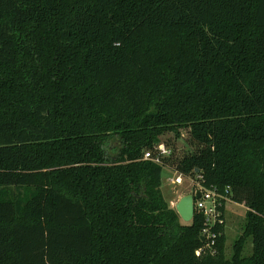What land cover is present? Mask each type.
Segmentation results:
<instances>
[{
	"label": "trees",
	"instance_id": "obj_1",
	"mask_svg": "<svg viewBox=\"0 0 264 264\" xmlns=\"http://www.w3.org/2000/svg\"><path fill=\"white\" fill-rule=\"evenodd\" d=\"M165 167L247 206L230 257ZM0 264H264V0H0Z\"/></svg>",
	"mask_w": 264,
	"mask_h": 264
},
{
	"label": "rangeland",
	"instance_id": "obj_2",
	"mask_svg": "<svg viewBox=\"0 0 264 264\" xmlns=\"http://www.w3.org/2000/svg\"><path fill=\"white\" fill-rule=\"evenodd\" d=\"M188 131L186 129L181 130L180 138H177L174 132H166L162 137V141L167 145L175 148L179 155H183L193 149L188 146ZM176 172L170 168L165 167L163 169V189L165 197L169 200L172 207H175L179 200L187 194L192 193L193 179L191 177H183V184H174L171 179L176 176ZM9 193L11 197H18L19 195L25 196L26 190H18L16 188H10ZM247 206L245 204L229 203L226 207V255L231 256L233 252V245L235 241L243 233V225L246 219ZM252 240H247L245 243L244 254L248 255L252 250Z\"/></svg>",
	"mask_w": 264,
	"mask_h": 264
},
{
	"label": "built area",
	"instance_id": "obj_3",
	"mask_svg": "<svg viewBox=\"0 0 264 264\" xmlns=\"http://www.w3.org/2000/svg\"><path fill=\"white\" fill-rule=\"evenodd\" d=\"M171 154L170 148L161 142L154 147V150H149L145 153L144 159L151 160L156 163H163V159ZM177 175L171 179L174 184H183L184 178L182 175ZM193 179V178H192ZM201 192L200 198H195V214L198 213L204 218V226L202 229V237H204L205 246L196 251L197 255H201L205 249H212L215 245L217 233L215 227L217 225L226 224V207L233 202L230 198L229 191L224 193L217 187H206L202 184V176L193 179L192 193L194 196Z\"/></svg>",
	"mask_w": 264,
	"mask_h": 264
},
{
	"label": "water",
	"instance_id": "obj_4",
	"mask_svg": "<svg viewBox=\"0 0 264 264\" xmlns=\"http://www.w3.org/2000/svg\"><path fill=\"white\" fill-rule=\"evenodd\" d=\"M201 194V192H198L196 196H194L193 193L184 195L176 204L175 208L185 223H189L193 220L195 216V198H200ZM202 241H204V237H202Z\"/></svg>",
	"mask_w": 264,
	"mask_h": 264
}]
</instances>
